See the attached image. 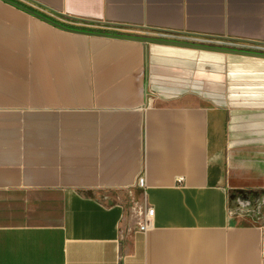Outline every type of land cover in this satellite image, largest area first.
Instances as JSON below:
<instances>
[{
    "label": "crops",
    "instance_id": "obj_1",
    "mask_svg": "<svg viewBox=\"0 0 264 264\" xmlns=\"http://www.w3.org/2000/svg\"><path fill=\"white\" fill-rule=\"evenodd\" d=\"M96 25L264 44V0H0V264H264V57ZM140 177L145 232L98 196Z\"/></svg>",
    "mask_w": 264,
    "mask_h": 264
},
{
    "label": "rangeland",
    "instance_id": "obj_2",
    "mask_svg": "<svg viewBox=\"0 0 264 264\" xmlns=\"http://www.w3.org/2000/svg\"><path fill=\"white\" fill-rule=\"evenodd\" d=\"M106 203H119L125 208L124 224L134 225L142 217V189L132 187L124 190L101 191L98 193ZM231 208L235 214H241L256 222L264 223V197L255 192H233Z\"/></svg>",
    "mask_w": 264,
    "mask_h": 264
},
{
    "label": "built area",
    "instance_id": "obj_3",
    "mask_svg": "<svg viewBox=\"0 0 264 264\" xmlns=\"http://www.w3.org/2000/svg\"><path fill=\"white\" fill-rule=\"evenodd\" d=\"M20 2V1H17ZM63 21H68L61 18ZM68 23V22H67ZM97 30H102L105 32H114L115 35H133L141 37H149L156 39H163L167 41H175L186 44H192L197 46L204 47H214V48H225L229 50L242 51L247 53L264 55V44L259 43H245V42H236L229 39L221 38H211L207 36H196V35H185V34H175V33H166V32H148V31H129L123 28L107 25H96ZM177 35H181L184 38H177ZM137 185L140 188H143L145 185L144 178L140 177L137 181ZM153 208H147L145 214L142 215V220L139 223V228L141 231L145 232L150 227V219L153 216Z\"/></svg>",
    "mask_w": 264,
    "mask_h": 264
},
{
    "label": "water",
    "instance_id": "obj_4",
    "mask_svg": "<svg viewBox=\"0 0 264 264\" xmlns=\"http://www.w3.org/2000/svg\"><path fill=\"white\" fill-rule=\"evenodd\" d=\"M17 6H20V5H17ZM155 31L156 32H164V31H161V30H155ZM166 33H174V32H166ZM185 35H187V34H185ZM130 36L131 35H113L112 37H114V38H128V39H131V40H134V41H137V42H142V43H145V44L146 43H158V44H166V45H175V46L196 48V49H200V50L222 51V52H225V53L264 57V55L247 53V52H242V51H235V50L214 48V47L197 46V45H192V44H184V43H181V42H172V41H167V40H163V39H156V38H149V37H141V36H135V37L132 36V37H130ZM229 40L236 41V42L263 44V43H260V42H252V41H248V40H237V39H229Z\"/></svg>",
    "mask_w": 264,
    "mask_h": 264
},
{
    "label": "trees",
    "instance_id": "obj_5",
    "mask_svg": "<svg viewBox=\"0 0 264 264\" xmlns=\"http://www.w3.org/2000/svg\"><path fill=\"white\" fill-rule=\"evenodd\" d=\"M18 4H19V3H18ZM18 4H17V5H18Z\"/></svg>",
    "mask_w": 264,
    "mask_h": 264
}]
</instances>
